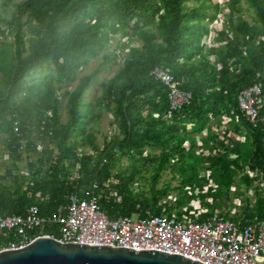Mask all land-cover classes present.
Segmentation results:
<instances>
[{"label":"trees","instance_id":"trees-1","mask_svg":"<svg viewBox=\"0 0 264 264\" xmlns=\"http://www.w3.org/2000/svg\"><path fill=\"white\" fill-rule=\"evenodd\" d=\"M12 1L0 0V6ZM242 3L252 11L249 20L240 14ZM226 6L228 12L210 42L222 43L217 48L203 43L212 31L209 24L218 22L222 13L212 0H20L10 20L0 16V33L4 34L2 23L14 32L13 42H0L3 152L17 159L24 147L30 159L31 151L36 153L35 135L54 146L37 159L47 166L43 174L30 161V181L22 177L19 182L15 176L11 181L10 168L0 177V215L23 216L36 206L41 217L50 219L70 194L93 189L101 195L100 207L110 219L147 218L161 215L163 208L166 215L179 217V212L190 209L191 198L184 190L190 187L200 189L201 204L208 209L200 220L217 212L240 226L264 223V133L261 120L250 123L238 104L240 92L254 84L261 87L264 98V0H228ZM25 30L34 37L26 55ZM117 34L127 39L121 49L128 52L95 101L112 115L117 134L99 146L81 121L87 115L80 110L93 76H82L67 93L65 122L59 116L53 84L72 81L100 54L104 61L117 64L122 56L109 48ZM133 41L139 45L129 47ZM45 65L39 78L27 82ZM155 68L167 70L181 90L192 94L187 105L170 109L169 88L151 76ZM263 115L264 105L259 118ZM223 117L230 120L221 139L211 126L215 122L219 127ZM204 151L210 155H203ZM124 157L130 162V174L115 172ZM148 163L152 164L150 196L133 190L140 172L137 165ZM166 170L170 181L156 189ZM172 181L177 185L172 187ZM205 186L208 191L203 194ZM111 191L116 197H109ZM172 192H178L173 203L167 201ZM209 198L211 203L205 201ZM234 199L240 208L231 214ZM45 230L57 235L56 225L47 223ZM6 243L0 235V249Z\"/></svg>","mask_w":264,"mask_h":264},{"label":"built area","instance_id":"built-area-1","mask_svg":"<svg viewBox=\"0 0 264 264\" xmlns=\"http://www.w3.org/2000/svg\"><path fill=\"white\" fill-rule=\"evenodd\" d=\"M151 76L169 88L171 110H180L190 102L192 94L181 90L179 82L174 81L167 70L155 68ZM262 95L261 87L254 84L240 92L238 104L250 123L261 120L264 133V115L259 118V109L264 105ZM14 127V132H17L16 123ZM236 139L244 140L241 137ZM205 152L203 155H210ZM248 173L250 177L254 176ZM205 176L208 177L209 173ZM209 184L216 188L211 180ZM184 190L191 198L187 204L190 209L179 212V217L166 215L163 208L161 215L147 218L132 215L110 219L100 207L101 195H96L93 189L85 190L81 195L70 194L66 205L53 212L50 219L41 217L36 206L29 207L23 216L0 215V235L7 242L0 251L20 249L37 238L50 237L61 243L155 250L202 264H264V223L252 221L240 226L218 216L217 212L200 220L208 212L206 207L201 206L200 189L185 187ZM207 191L205 186L201 193ZM109 197H116V193L111 191ZM176 199L167 196L168 202L173 203ZM205 201L211 203L212 199ZM196 202L199 208L194 206ZM234 213L231 211V214ZM47 223L57 226L56 236L44 232Z\"/></svg>","mask_w":264,"mask_h":264},{"label":"rangeland","instance_id":"rangeland-1","mask_svg":"<svg viewBox=\"0 0 264 264\" xmlns=\"http://www.w3.org/2000/svg\"><path fill=\"white\" fill-rule=\"evenodd\" d=\"M19 2L20 0H13L12 2L7 3L5 7L0 6V16L5 20H10ZM227 2L228 0H212V3L219 4L222 10V13L218 16V22L209 24V29H211L212 31L210 32V36L203 40V43L206 44V46L217 48L218 46L222 44V43H214V44L209 45L212 37L215 36L213 32L214 29L218 30V28H220L221 21L219 20L223 19L222 17L223 13L226 14L228 12V7L226 6ZM249 8L250 7L246 3L241 4L240 14L241 16H244L246 20H249L248 15H252V11ZM2 30L4 31V34L0 33V42L1 41L13 42L14 32L10 31L9 33L10 28L6 23H2ZM32 38L34 37L27 30H25L24 35H23V40L25 41V48H27L25 55L29 53L30 40ZM126 42H127V39L121 38L119 34H117L111 42V45L109 48L115 49L116 53L118 54L120 53L122 56V60L118 59L117 64H112V62L104 61L102 59V54H100L98 57L90 60L88 65L84 67L81 71H79L72 81L64 82L61 84H57V83L53 84L54 95L58 101L57 107H58L59 116H60L61 121L65 122L67 119V110H68L67 93L73 91L74 87L76 86V84L78 83V81L80 80L82 76L84 75L93 76V80L90 83V87L82 98L80 110L83 114L87 115V117H85L81 121L86 124L87 131L89 133L90 132L93 133L95 137V142L99 146L102 145L104 139L110 138L116 135L117 129L115 128V125H112V120H113L112 115L106 112L102 107L96 106L95 101L97 98L101 96L102 84L106 82L108 79H110L111 77H113L116 70L120 68V66L122 65V61L124 59L123 57L128 52V48H124L123 50L121 48L123 44ZM138 45H139V42H134V41L129 42V47H135ZM208 58L211 62L214 61V56L210 55L208 56ZM46 66L47 65L43 67V70L41 71L38 70L36 73H32L31 77L27 78V82H30L32 78H39L42 75V72L43 73L45 72L44 70L46 69ZM98 67H101V68L99 69L97 73H95V70ZM228 121L229 120L227 118L223 117L222 123L219 127H217L216 123L214 122L213 124L214 126L212 127V130L216 131L215 133H217L219 138H222L223 132L226 131V127H227L226 123ZM189 127L190 125H187V129ZM77 136L79 139L81 138L80 134H77ZM240 140L243 141L242 139ZM4 141H5V133H1L0 134V177H2L5 174L6 170L10 168L11 175H12L11 181L14 176L15 178H17L19 182H22L21 181L22 177H27V180L30 181L31 174L27 166V162H30V161L34 162V169L35 168L40 169L42 174L47 169V166L44 165L42 167V165H40L37 159L41 156H46L48 154V152H46L47 150L54 149L53 144H51L49 141L47 140L41 141L38 138V136L35 135L34 143L36 144V153L31 151L32 153H30V159L26 157L25 151L23 150L24 147L21 150L20 158L11 159V157L6 152H3ZM84 150L89 154H93V152L91 151V148L89 147H84ZM146 152L149 153L151 152V150L147 149ZM205 153H207V151ZM153 154L158 155L159 151L155 150ZM54 158H56L55 154H54ZM151 165L152 164H149V163L145 167H141L139 164L137 165L139 166L140 172H139V175L137 176V181H135L136 183L134 184V187H133V190L135 192H143L144 195L146 196H150V190H151V179H150ZM130 168L131 167H130L129 160L127 159V157H124L116 165L115 172L125 170V171H128V174H130ZM170 178H171V175H170L169 170L164 171L159 178V181L156 185V189H160L164 187L165 184L170 181ZM7 181H8V185H10L11 181L8 179ZM110 182L115 183L113 179H110ZM176 185H177L176 181L171 182L172 187ZM169 195L177 198L178 192H172ZM248 195H252V192L251 191L248 192ZM233 204L236 207L233 208L232 211H234L235 213H238L239 208H240L238 207L240 204L239 200L234 199ZM194 206H196V208H199V205L197 204V202L196 204H194ZM241 206H242V202H241Z\"/></svg>","mask_w":264,"mask_h":264},{"label":"water","instance_id":"water-1","mask_svg":"<svg viewBox=\"0 0 264 264\" xmlns=\"http://www.w3.org/2000/svg\"><path fill=\"white\" fill-rule=\"evenodd\" d=\"M0 264H202L155 250L61 243L40 237L16 250H1Z\"/></svg>","mask_w":264,"mask_h":264},{"label":"crops","instance_id":"crops-1","mask_svg":"<svg viewBox=\"0 0 264 264\" xmlns=\"http://www.w3.org/2000/svg\"><path fill=\"white\" fill-rule=\"evenodd\" d=\"M214 125L212 124V126H211V128L213 127ZM214 133L216 132V131H214V130H212ZM217 134V133H216ZM223 134H224V132H223ZM231 135V134H230ZM221 139H223V138H221Z\"/></svg>","mask_w":264,"mask_h":264},{"label":"clouds","instance_id":"clouds-1","mask_svg":"<svg viewBox=\"0 0 264 264\" xmlns=\"http://www.w3.org/2000/svg\"><path fill=\"white\" fill-rule=\"evenodd\" d=\"M209 45H211V43Z\"/></svg>","mask_w":264,"mask_h":264}]
</instances>
